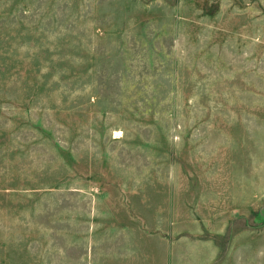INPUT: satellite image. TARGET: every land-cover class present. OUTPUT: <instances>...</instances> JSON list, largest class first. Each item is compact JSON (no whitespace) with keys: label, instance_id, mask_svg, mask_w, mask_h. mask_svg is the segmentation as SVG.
<instances>
[{"label":"rangeland","instance_id":"374dc122","mask_svg":"<svg viewBox=\"0 0 264 264\" xmlns=\"http://www.w3.org/2000/svg\"><path fill=\"white\" fill-rule=\"evenodd\" d=\"M0 264H264V0H0Z\"/></svg>","mask_w":264,"mask_h":264}]
</instances>
